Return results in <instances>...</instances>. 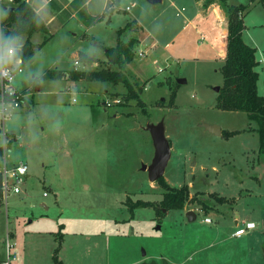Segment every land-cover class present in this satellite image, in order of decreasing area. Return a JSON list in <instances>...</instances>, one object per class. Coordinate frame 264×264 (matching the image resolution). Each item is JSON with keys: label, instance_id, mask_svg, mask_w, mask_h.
Instances as JSON below:
<instances>
[{"label": "rangeland", "instance_id": "obj_1", "mask_svg": "<svg viewBox=\"0 0 264 264\" xmlns=\"http://www.w3.org/2000/svg\"><path fill=\"white\" fill-rule=\"evenodd\" d=\"M30 1L36 10L48 4L46 9L57 17L55 25H49L52 38L45 46L38 49L43 34L31 38L37 52L13 81L16 90L29 95L30 103L4 123L0 116V169L5 158L9 164L24 161L29 166L24 193L0 208V252L7 255V244L15 246L12 252L18 250L21 260L11 264H57L55 256L62 264H144L153 259L161 263L163 258L168 264H264V160L255 132L258 125L245 112L217 108L216 88L224 85L220 69L227 54L226 11L217 5L225 17L218 21L213 40L216 52L202 48L191 28L182 31L184 16L171 11L155 20L162 6L136 0L124 21L140 18L160 40L153 49L138 27L120 37L123 23L98 22L88 9L72 17L85 0L66 9L67 0ZM192 3L189 0L187 6ZM229 4L247 6L242 12L243 37L262 61L258 88L264 96V6L257 0ZM13 5L0 3V9ZM6 15L2 13L0 22ZM177 32L180 35L166 46ZM130 37L138 43L126 75L142 104L124 103L128 90L123 84L42 79L57 69L107 70V49ZM25 41L18 37L2 50L8 56L7 50L14 48L18 59L17 50ZM140 51L147 53L141 58ZM77 59L82 62L78 67ZM38 83L43 87L40 93L35 90ZM69 85L74 93L67 91ZM159 123H164L172 146L164 180L171 188H190L183 210L167 211L164 199L170 190L159 181L151 183L142 169L155 156L146 128ZM203 124L238 134L216 135ZM137 201L151 206L132 213L130 207ZM189 211L195 212L196 220H188ZM205 217L213 223H204ZM237 217L257 228L234 237Z\"/></svg>", "mask_w": 264, "mask_h": 264}, {"label": "trees", "instance_id": "obj_2", "mask_svg": "<svg viewBox=\"0 0 264 264\" xmlns=\"http://www.w3.org/2000/svg\"><path fill=\"white\" fill-rule=\"evenodd\" d=\"M264 6V0H257ZM213 4H218L227 13L228 18V36H227V54L223 66L220 71L224 78V85L217 96V108L230 112H245L251 121L257 122V132L259 136V153L264 160V96L260 95L258 83L260 73L258 68L261 62L257 58L258 50L251 47L244 41V31L246 29L244 23L245 14L242 12L247 9L245 5L232 6L229 0H204V8L207 9ZM118 0H113L111 10L118 8ZM13 12L7 14L1 23V46L10 47L12 42L18 37H25V43L17 50V57L23 59V63L30 61L36 54L37 46L30 40L35 34H43L44 41L40 47L45 46L51 38L47 21L37 12L31 2L26 0H16L11 7ZM109 6L106 8L108 11ZM106 12L98 18L102 20ZM136 26L135 22L128 23L125 27L118 30L119 36H123L126 32L131 31ZM138 39L130 37L127 41L119 39L117 47L107 49V58L110 67L101 71H72L66 73L61 70L47 71L43 76V80H61L69 74L72 81L86 80L99 81L112 85L123 84L128 93L124 96V103L130 100H136L138 103L143 102L139 94L135 91L130 83L126 69L135 59V45ZM37 49V50H38ZM84 61H90L91 58L84 56ZM117 66L118 70L112 69ZM26 95V93H24ZM176 92L172 93V99H176ZM227 137H233L238 132H223ZM0 155H3V148H0ZM1 184V176H0ZM159 184L170 193L165 194L164 204L169 210H183L185 205L190 201V188L184 186L182 188H171L164 180H159ZM151 203L137 201L130 207L132 213L138 208L150 207ZM60 249V248H58ZM57 264H62L58 257L55 256Z\"/></svg>", "mask_w": 264, "mask_h": 264}, {"label": "crops", "instance_id": "obj_3", "mask_svg": "<svg viewBox=\"0 0 264 264\" xmlns=\"http://www.w3.org/2000/svg\"><path fill=\"white\" fill-rule=\"evenodd\" d=\"M74 1L76 0H67V5H65V9L70 6V4H72ZM91 0H85L84 3L80 6V8L74 12V14L72 15V17H77V15L79 13H83V11L85 9H88V4ZM189 0H163L161 3H158L160 4L162 7L159 9V12L157 14V16H155V20L161 16H164L167 12H171L173 11V14L176 15V17H179V16H184V25L185 27L182 29V31L185 29H189L191 28V34H192V37H195L193 38L194 40H198L199 41V44L201 45L202 48H206V47H210L211 50H214L217 52L216 50V46L214 45V39L217 38L215 35L217 33V27L219 26V23L218 21L225 17L224 16V13L223 11H221V8L219 6H217L218 4H214V5H211L209 8L205 9L204 8V0H192L194 1V3H192V7L189 8L187 6V2ZM118 8H116V10H111L110 9L106 12L105 14V17L102 19V20H97L98 22L100 21H105L107 24H113L115 21L119 24L123 23V25H127L128 23H131V22H135L136 23V27H138L145 35H146V39L149 40V42L151 43V47L153 49H157V47L160 45V40L159 38L156 37L155 33L148 30L144 24V22L136 17V16H132V18L130 20H125L124 21V15H132L131 12L132 10L136 7V4H137V1L136 0H118ZM182 3V4H181ZM191 2H189L190 4ZM32 4V3H31ZM151 4V3H150ZM48 4L46 5H43V6H40L39 9H37L39 11V13L41 14V16L47 21V24H48V28H49V25L51 24H54L55 20H56V17L57 15H52L47 9ZM152 5V4H151ZM46 6V7H45ZM127 8H130V10H127ZM64 9V10H65ZM43 13H42V12ZM46 11V12H45ZM190 11V12H189ZM220 13H219V12ZM104 12V13H105ZM188 12V14L186 15V13ZM222 15V17H221ZM71 17V18H72ZM99 17H97L98 19ZM154 22V21H153ZM118 24V25H119ZM55 25V24H54ZM223 27V26H222ZM123 28V27H122ZM121 29V28H120ZM223 29V28H222ZM226 30L224 29L222 31V33H224ZM181 32H177V34H174L172 35L167 41H168V44H166V46L170 47L171 46V43L172 41H174L180 34ZM219 33V32H218ZM194 35V36H193ZM223 35V34H222ZM226 36H227V32H226ZM207 44V45H206ZM46 45V44H45ZM147 53V52H146ZM90 58V57H89ZM9 59V58H8ZM76 61L79 62V65L82 63L81 61H79V59H77ZM75 61V62H76ZM92 60L90 61H85V62H91ZM225 61V60H224ZM223 61V63H224ZM84 62V61H83ZM93 62V61H92ZM262 62V61H260ZM14 61L11 60V63L10 64H13ZM24 64V63H23ZM78 65V66H79ZM84 65H87V64H84ZM89 65V64H88ZM1 66V65H0ZM76 66V67H78ZM91 67V66H90ZM59 70V69H57ZM80 71V70H79ZM82 71H87V72H93V71H97V70H89L88 67L86 68L85 67V70H82ZM44 75V74H43ZM69 76H65L63 79L61 80H71L70 78H68ZM37 79L34 81L36 82ZM57 81V80H56ZM60 81V80H58ZM80 81H84V80H80ZM33 82V84H34ZM93 82V81H91ZM39 84V83H38ZM41 87V90L40 91H36L38 93L42 92L43 91V87L42 85H40ZM72 86H68V92L69 93H74L73 92V89L71 88ZM36 90V89H35ZM28 97L29 95L27 96L26 95V100L24 102V104L22 105L25 106V105H28V103H30L28 101ZM224 131L222 130V133ZM14 134V133H12ZM14 136L17 137L16 134H14ZM18 138V137H17ZM16 141H19V139H17ZM3 156V155H2ZM21 162H24V161H21ZM8 163V162H7ZM19 162H11L9 165H14V164H17ZM1 170V169H0ZM3 202H0V208L2 206ZM1 212V210H0ZM207 218V217H205ZM239 220V217H237L235 219V222H236V225L237 223L239 222L240 223V220ZM213 221V220H212ZM205 223V222H204ZM15 248V247H14ZM14 252H16V254L18 255L19 257V260L16 261V262H20L21 260V257L19 256V252L18 250H14ZM147 255V254H146ZM146 257V256H144ZM154 260V259H153ZM8 261V245H7V255H3L2 251L0 252V263H3V264H6ZM158 262V264H162V262L160 263L157 259L155 260ZM13 262V261H12ZM11 262V263H12Z\"/></svg>", "mask_w": 264, "mask_h": 264}, {"label": "built area", "instance_id": "obj_4", "mask_svg": "<svg viewBox=\"0 0 264 264\" xmlns=\"http://www.w3.org/2000/svg\"><path fill=\"white\" fill-rule=\"evenodd\" d=\"M16 0H0L1 4H8V3H14ZM27 2H31L30 0H26ZM109 3V4H108ZM113 5V0H108L107 6ZM10 8H6L2 6L0 9V21L2 19V13H6ZM36 10V9H35ZM127 10H130V8H127ZM39 12L38 10H36ZM1 23L0 22V31H1ZM0 43H1V33H0ZM3 47L1 46V66H0V116L2 117L3 123L11 119L14 112L20 109L26 99V95L16 90L13 86V81L15 76L18 74L23 73V59L22 58H16V50L14 53L10 54L8 52V56H6L3 52ZM146 55V52L140 51L139 56L142 58ZM6 58H9L14 61L13 64L7 65L5 63ZM157 61H155V64ZM75 65L78 66L79 62L76 61ZM5 129L2 130V132ZM5 135V134H4ZM29 174V166L25 162H19L14 165H9L6 162L2 169L0 170V176H1V184H0V202H6V205L14 195H20L23 194L22 185L24 184L26 177ZM47 196V193L44 194ZM204 222L206 224H212L213 221L210 217H207L204 219ZM257 228V225L252 221H247L243 223H237L236 225V231L233 234L236 238H242L243 236H246L251 231L255 230ZM8 245V261L6 264H11L12 261H18L19 257L16 254V252H12L14 249V245H11L10 243Z\"/></svg>", "mask_w": 264, "mask_h": 264}, {"label": "water", "instance_id": "obj_5", "mask_svg": "<svg viewBox=\"0 0 264 264\" xmlns=\"http://www.w3.org/2000/svg\"><path fill=\"white\" fill-rule=\"evenodd\" d=\"M151 4L161 3L163 0H147ZM108 0H91L88 4V11L93 17H100L104 14L107 8ZM13 9H9L7 14H11ZM185 81H180V84H183ZM36 91H40L41 87L39 84L35 86ZM221 88L217 87L216 91L220 92ZM203 127L209 132L221 135L222 129L219 126L203 124ZM146 130L151 134L154 148L155 156L152 161V164L147 166L143 165V171L147 172L149 175V180L151 183L158 182L161 178L164 177L166 169L169 165V162L172 157V146L170 141L166 136L165 125L164 123H159L158 125H148ZM187 218L189 221L196 220V214L194 211H189L187 213ZM160 229V228H159ZM146 255V253L144 254ZM144 264H158L157 261L153 260L151 262H145ZM162 264H168L166 259H162Z\"/></svg>", "mask_w": 264, "mask_h": 264}, {"label": "clouds", "instance_id": "obj_6", "mask_svg": "<svg viewBox=\"0 0 264 264\" xmlns=\"http://www.w3.org/2000/svg\"><path fill=\"white\" fill-rule=\"evenodd\" d=\"M8 51H9L10 54H12V53L15 52V49L14 48H9Z\"/></svg>", "mask_w": 264, "mask_h": 264}]
</instances>
